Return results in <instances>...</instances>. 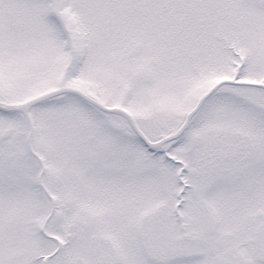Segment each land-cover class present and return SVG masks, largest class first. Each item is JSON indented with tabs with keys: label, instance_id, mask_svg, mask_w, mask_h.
Here are the masks:
<instances>
[{
	"label": "snow or ice",
	"instance_id": "1",
	"mask_svg": "<svg viewBox=\"0 0 264 264\" xmlns=\"http://www.w3.org/2000/svg\"><path fill=\"white\" fill-rule=\"evenodd\" d=\"M0 264H264V0H0Z\"/></svg>",
	"mask_w": 264,
	"mask_h": 264
}]
</instances>
